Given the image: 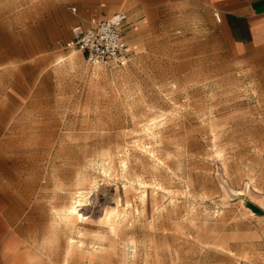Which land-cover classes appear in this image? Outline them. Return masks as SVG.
Here are the masks:
<instances>
[{
    "label": "rangeland",
    "instance_id": "374dc122",
    "mask_svg": "<svg viewBox=\"0 0 264 264\" xmlns=\"http://www.w3.org/2000/svg\"><path fill=\"white\" fill-rule=\"evenodd\" d=\"M67 1L0 0V211L22 235L7 253L264 264V62L249 71L190 21L146 61L141 28L124 31L128 66L89 60L66 47ZM80 194L84 220L66 219Z\"/></svg>",
    "mask_w": 264,
    "mask_h": 264
},
{
    "label": "crops",
    "instance_id": "0c3cea01",
    "mask_svg": "<svg viewBox=\"0 0 264 264\" xmlns=\"http://www.w3.org/2000/svg\"><path fill=\"white\" fill-rule=\"evenodd\" d=\"M122 1L68 0L64 8L75 4L77 7L72 8V11L75 9V13L78 10L80 12V17L70 19L67 23V29H71L69 41L72 39L73 29L78 26L87 28L94 15L107 18L111 13H114L112 17L124 14L127 19L124 31L132 28L137 32L141 28L138 45L142 47L141 59L146 61L153 48L165 43L166 23L190 21L197 23V31L205 34L207 45L216 46L221 51H226L223 47L229 46L235 59L249 71L260 69L259 63L264 62V0H125L126 11H117ZM217 14L220 15V22L216 19ZM132 15H139L138 22H135ZM96 16L92 21H96ZM218 33L224 36L225 41L215 36ZM124 38L129 48V65L133 57L138 56L137 46H130L125 34ZM20 202L22 203V199ZM16 219L18 218H8L5 212L0 211V264L22 262V248L10 250L9 253L6 251L16 238H22L20 230L13 226L8 229ZM25 254L29 255L30 260L26 264H38L35 250L27 248ZM32 258L35 262H31Z\"/></svg>",
    "mask_w": 264,
    "mask_h": 264
},
{
    "label": "built area",
    "instance_id": "2783aa9c",
    "mask_svg": "<svg viewBox=\"0 0 264 264\" xmlns=\"http://www.w3.org/2000/svg\"><path fill=\"white\" fill-rule=\"evenodd\" d=\"M216 19L220 22V15L217 14ZM126 20L124 14H118L99 22L94 20L87 28L78 26L73 29L72 39L66 47L82 53L89 60L126 67L130 61L124 38Z\"/></svg>",
    "mask_w": 264,
    "mask_h": 264
},
{
    "label": "bare ground",
    "instance_id": "6f19581e",
    "mask_svg": "<svg viewBox=\"0 0 264 264\" xmlns=\"http://www.w3.org/2000/svg\"><path fill=\"white\" fill-rule=\"evenodd\" d=\"M157 139V137H156ZM80 193V192H79ZM78 193V194H79ZM86 200V199H85ZM84 199L80 194L75 201L68 207L67 211L65 212L66 219L68 220H78L83 221L84 215L81 213V207L84 206ZM59 211V210H58ZM61 213V212H60ZM116 216V215H115ZM117 219V218H115ZM64 221V220H63ZM74 222V221H73ZM71 223V222H70ZM116 223V222H115ZM72 224V223H71ZM120 227V226H119ZM118 228V227H117Z\"/></svg>",
    "mask_w": 264,
    "mask_h": 264
}]
</instances>
